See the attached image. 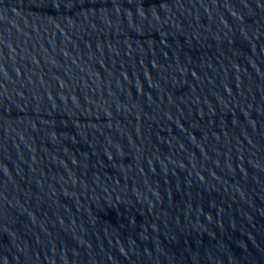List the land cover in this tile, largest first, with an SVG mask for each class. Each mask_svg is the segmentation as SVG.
<instances>
[{
    "label": "water",
    "instance_id": "95a60500",
    "mask_svg": "<svg viewBox=\"0 0 264 264\" xmlns=\"http://www.w3.org/2000/svg\"><path fill=\"white\" fill-rule=\"evenodd\" d=\"M0 264H264V0H0Z\"/></svg>",
    "mask_w": 264,
    "mask_h": 264
}]
</instances>
